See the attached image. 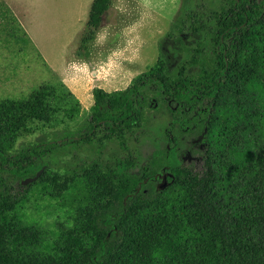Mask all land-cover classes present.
<instances>
[{"label": "trees", "instance_id": "trees-1", "mask_svg": "<svg viewBox=\"0 0 264 264\" xmlns=\"http://www.w3.org/2000/svg\"><path fill=\"white\" fill-rule=\"evenodd\" d=\"M227 2L215 13L214 28L188 13L195 34L210 28L212 55L199 43L174 72L162 44L155 73L138 77L126 90L95 87L89 120L60 137L15 150L33 121L52 126L78 118L81 101L63 81L45 83L19 99H0V264H264V138L236 132L253 109L247 113L234 102L229 122L207 142L201 171L182 169L165 154L137 169L129 148L148 110L162 104L173 115L172 126L206 133L230 85H237V100L248 98L253 105L264 100V0ZM111 3L94 1L84 44L101 28ZM245 61L256 78L240 86L235 73ZM112 144L127 157L105 159ZM82 145L98 157L79 170L51 167L55 154ZM43 168L37 181L22 184ZM168 171L174 177L166 178V191H172L164 195L160 185ZM16 181L22 191L15 190ZM77 182L91 188V198L73 225L60 224L50 237L45 228L24 222L20 211L34 186H52L62 195ZM150 183L157 185L153 195L146 188Z\"/></svg>", "mask_w": 264, "mask_h": 264}, {"label": "rangeland", "instance_id": "rangeland-1", "mask_svg": "<svg viewBox=\"0 0 264 264\" xmlns=\"http://www.w3.org/2000/svg\"><path fill=\"white\" fill-rule=\"evenodd\" d=\"M227 7V0H112L101 28L93 39L84 44L90 13L78 0H73L72 7L59 9V21L53 23L52 32L47 31L45 35L50 36L41 42L31 41L18 22L0 6V99H19L45 83L57 84L59 81H63L71 91L69 84L82 87L85 93L84 96L81 94V112L75 121L52 126L33 121L30 130L18 139L15 150L20 151L40 140H50L80 128L89 120L94 104L92 88L108 92L126 90L138 77L155 73L162 44H167L174 72L192 58L193 49L199 43L209 47L206 53L212 55L209 29L216 27L215 13ZM189 12L197 14V19L210 27L205 31L208 35L204 32L195 34ZM248 62H241L243 68L235 73L237 84L254 83L256 72L249 74ZM72 72L74 76L69 80L68 75ZM233 86L237 85H230L218 102L217 113L206 130L208 136L201 129L184 132L179 125L172 126L173 115L164 104L148 110L145 126L129 146L138 163L137 169L155 156L165 154L182 169L201 171L204 153L209 147L207 142L215 133H220L227 118L229 122L235 101L242 103L246 112L253 109L252 116L246 115L244 119L245 126L242 121L236 132L242 133L245 129L246 133H256L264 138V100L254 105L248 98L237 100L240 93L234 92ZM59 119L63 121L66 118L61 114ZM230 131H235L233 124ZM98 155L89 145L70 147L54 155L51 167L62 173L79 170V165ZM103 157L115 161L127 157V153L117 144H112ZM167 173L174 177V173ZM14 187L16 191H22L18 181ZM146 188L153 195L157 185L150 183ZM166 188H169L168 181L160 187L164 195L169 190ZM90 198L91 188L82 182H77L62 195L52 186L38 184L28 193L20 212L25 223L45 228L51 237L60 229V224L73 225Z\"/></svg>", "mask_w": 264, "mask_h": 264}, {"label": "crops", "instance_id": "crops-1", "mask_svg": "<svg viewBox=\"0 0 264 264\" xmlns=\"http://www.w3.org/2000/svg\"><path fill=\"white\" fill-rule=\"evenodd\" d=\"M78 1L90 13L95 0ZM0 4L10 10L31 41L41 42L45 41L47 36H50L49 34L45 35L47 31L52 32L53 23L59 21V9L72 7L73 0H0ZM72 76H74L73 72L68 75L69 80H72ZM69 86L79 99L81 94H85L82 87H74L70 84ZM92 90H94V87ZM92 98H94L93 92Z\"/></svg>", "mask_w": 264, "mask_h": 264}, {"label": "water", "instance_id": "water-1", "mask_svg": "<svg viewBox=\"0 0 264 264\" xmlns=\"http://www.w3.org/2000/svg\"><path fill=\"white\" fill-rule=\"evenodd\" d=\"M43 171H44V168L41 169V170H40L35 176H33V177H28L27 179L23 180V181H22V184H23V185H28V184H30V183H32V182H34V181H37V180L39 179V177L41 176V174H42ZM164 185H165V184H164ZM164 185H162V187H163Z\"/></svg>", "mask_w": 264, "mask_h": 264}, {"label": "flooded vegetation", "instance_id": "flooded-vegetation-1", "mask_svg": "<svg viewBox=\"0 0 264 264\" xmlns=\"http://www.w3.org/2000/svg\"><path fill=\"white\" fill-rule=\"evenodd\" d=\"M167 177H169V176H166V175L164 176V179H162V180H165V181H164L163 184L160 185V187H162V185L166 184V178H167Z\"/></svg>", "mask_w": 264, "mask_h": 264}]
</instances>
